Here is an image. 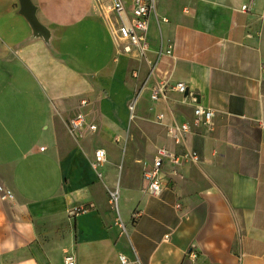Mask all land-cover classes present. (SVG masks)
Returning <instances> with one entry per match:
<instances>
[{
  "label": "crops",
  "instance_id": "obj_1",
  "mask_svg": "<svg viewBox=\"0 0 264 264\" xmlns=\"http://www.w3.org/2000/svg\"><path fill=\"white\" fill-rule=\"evenodd\" d=\"M32 2L48 42L0 0V264H264V0H153L148 62L119 52L113 0ZM147 77L155 135L137 139L128 105ZM158 82L187 84L215 117L187 136L200 162L152 197L145 164L161 146L182 153L167 126L193 118L173 90L150 102ZM80 112L96 132H70Z\"/></svg>",
  "mask_w": 264,
  "mask_h": 264
},
{
  "label": "built area",
  "instance_id": "obj_2",
  "mask_svg": "<svg viewBox=\"0 0 264 264\" xmlns=\"http://www.w3.org/2000/svg\"><path fill=\"white\" fill-rule=\"evenodd\" d=\"M153 0H133L131 15L128 14L127 8L122 0H113L112 11L117 16L119 22L115 26L114 37L118 46L119 52L123 55L133 57L140 62H148L150 54V46L148 42V30L150 14L153 11ZM172 53L171 49L166 51V55ZM163 53L158 52L160 57ZM134 78L139 77V73L133 74ZM149 81L147 77L142 89L137 93L133 100L129 103L128 109L130 113V120L133 121L136 117L138 106L142 98L143 90ZM173 90L184 96V102L190 105L193 109V118L189 121L178 122L173 119L172 123L167 126V135L176 146L183 147L182 153H177L167 146L158 147L153 160L146 163L143 171V178L146 183V191L152 197H158L164 190V178L170 171L177 174L182 167L195 165L200 162V156L197 152L189 149L186 145L187 136L196 127H206L212 129V121L215 117V111L210 108H205L200 105L195 93L190 92L187 84L178 82L170 84V82H158L150 92V102L152 104H168L169 91ZM87 102L82 101L81 106H86ZM152 111V109H151ZM166 115L163 112L156 114L155 121L157 124L164 125ZM68 128L72 134H80L83 131L96 132L97 128L91 124L87 115L80 112L68 121ZM106 162L105 152L97 150L95 152L94 167L98 168ZM0 190L2 188L0 187ZM8 198H12L11 192L5 194ZM119 190L115 188L109 191V198L113 209L117 212V220L119 227L123 232H126L124 223L119 216L118 200ZM77 214L82 213L84 208H73ZM121 264H128L129 262L120 256ZM65 264H75V259L72 256L65 258Z\"/></svg>",
  "mask_w": 264,
  "mask_h": 264
},
{
  "label": "rangeland",
  "instance_id": "obj_3",
  "mask_svg": "<svg viewBox=\"0 0 264 264\" xmlns=\"http://www.w3.org/2000/svg\"><path fill=\"white\" fill-rule=\"evenodd\" d=\"M147 95H145L144 97L142 98H146ZM140 100V102L142 101V104L141 106L139 107V110L137 111L136 113V117L135 119L132 121V124L136 126L135 122H139L140 125H142V130H136V129H132L131 130V136L132 137H135V138H148V137H152V135H155L153 134V131L155 130V124H154V115H153V112L150 111V107H151V104L148 102L147 99H143ZM140 105V103H139ZM71 119V118H70ZM69 119V120H70ZM154 142V144H151L152 147H154L155 145V138L152 140ZM145 142V141H144ZM144 148L146 146H143ZM148 147V146H147ZM142 163V166H143V162H140Z\"/></svg>",
  "mask_w": 264,
  "mask_h": 264
},
{
  "label": "water",
  "instance_id": "obj_4",
  "mask_svg": "<svg viewBox=\"0 0 264 264\" xmlns=\"http://www.w3.org/2000/svg\"><path fill=\"white\" fill-rule=\"evenodd\" d=\"M19 2V14L23 16L29 23L34 37L42 38L45 42H48L50 38V32L46 26L39 22L36 15L37 7L33 4L32 0H19Z\"/></svg>",
  "mask_w": 264,
  "mask_h": 264
}]
</instances>
